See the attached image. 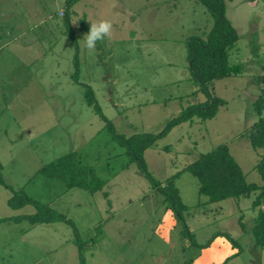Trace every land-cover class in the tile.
Returning a JSON list of instances; mask_svg holds the SVG:
<instances>
[{"label":"rangeland","instance_id":"1","mask_svg":"<svg viewBox=\"0 0 264 264\" xmlns=\"http://www.w3.org/2000/svg\"><path fill=\"white\" fill-rule=\"evenodd\" d=\"M223 1L237 33L227 59L240 63L242 71L211 80L210 91L224 100L211 118L181 121L142 151L154 179L177 172L173 185L187 206L181 215L190 243L157 185L85 103L83 84L91 87L115 132H158L181 108L205 98L190 75L185 44L191 34L204 37L211 25L204 5L199 0H75L66 8V27L64 0H0V173L10 187L71 221L83 243V264H264V249L255 248L257 258L248 228L259 207L251 206L258 190L207 201L184 168L198 152L225 143L245 180L262 183L253 166L264 145L252 148L245 131L257 118L252 101L264 86L259 63L264 62V0ZM79 18L88 26L109 20L112 33L89 49L83 38L88 30ZM251 31L259 62L250 61ZM69 150L104 181L101 190L66 187L39 171ZM11 193L0 184V264H79L72 226L62 220L13 221L8 217L35 207H9ZM259 202L264 204V194ZM170 216L174 225L168 230L163 223ZM230 250L237 256L228 258Z\"/></svg>","mask_w":264,"mask_h":264},{"label":"trees","instance_id":"2","mask_svg":"<svg viewBox=\"0 0 264 264\" xmlns=\"http://www.w3.org/2000/svg\"><path fill=\"white\" fill-rule=\"evenodd\" d=\"M206 10L212 16V22L204 37L197 34H191L186 37V59L190 75L193 81L198 85V89L205 95L204 100L186 105L173 117L169 118L158 132L139 131L129 135L117 133L114 131L111 122L102 114L100 107L95 99L93 91L88 84H83V98L86 104L92 106L93 110L104 121V126L110 131L114 138L121 146L124 147L126 154L135 160L141 172L152 182L153 186L162 194V202L169 207L172 215L183 226V233L189 239L190 243H194L191 239V233L187 229V225L183 220L181 211L187 209L179 198L178 190L173 185V177L177 172L166 177L162 181L152 177L146 169V164L142 156V151L149 146L156 138L164 135L172 126L181 121L191 120L196 117L199 120L211 118L218 105L224 100L214 95L210 91V83L212 79L221 78L229 75H236L242 71L240 63H229L228 52L237 39V33L229 20L224 15L223 0H199ZM75 0H64L63 2V24L66 27L69 24L66 14V8ZM81 26L89 29L90 26L83 20ZM98 45V42H97ZM248 48L250 53V61L259 62L257 56L258 45L256 43V34L254 31L248 33ZM73 71L71 78L77 80V59L74 54ZM260 67L264 69V62ZM260 76H262L260 74ZM263 77V76H262ZM259 78L255 79L258 82ZM264 105V86L260 87V92L254 97L252 106L257 114V118L249 125L245 131L246 138L252 148L264 145V116L261 115V109ZM254 169L259 174L262 183L256 184L245 180L238 163L228 151L225 143H217L204 152H198L196 156L184 165L197 179V191L206 196L207 201H217L227 197H238L246 195L250 191L258 190L254 198L251 200V206L256 207L260 204V197L264 194V154L259 155L254 163ZM1 169V164H0ZM49 177L59 178L64 181L66 187L79 186L89 191L101 190L104 181L99 178L94 169L86 164L80 163L77 153L69 150L45 165L39 168ZM0 184L10 188L12 193L6 199L9 207L16 208L25 203L33 204L35 210L28 214L14 215L8 217L13 221L26 219L29 223L50 222L62 220L72 226V241L77 246L80 257L79 264H83L82 249L83 243L78 240L77 231L71 221L59 212L53 211L45 204L38 203L31 199L21 189H13L4 182L0 173ZM105 194V192H103ZM4 218H0L2 220ZM251 247H264V211L258 208L252 219L250 226ZM182 233V234H183ZM183 234V235H184ZM204 244V243H203ZM223 264V263H221Z\"/></svg>","mask_w":264,"mask_h":264},{"label":"clouds","instance_id":"3","mask_svg":"<svg viewBox=\"0 0 264 264\" xmlns=\"http://www.w3.org/2000/svg\"><path fill=\"white\" fill-rule=\"evenodd\" d=\"M112 30V22L106 19H100L96 22L90 23V27L83 37L85 46L89 49H94L98 41L111 35Z\"/></svg>","mask_w":264,"mask_h":264},{"label":"crops","instance_id":"4","mask_svg":"<svg viewBox=\"0 0 264 264\" xmlns=\"http://www.w3.org/2000/svg\"><path fill=\"white\" fill-rule=\"evenodd\" d=\"M255 191V190H254ZM251 192V191H250ZM247 195V194H246ZM240 196H245V195H240ZM230 198V197H229ZM238 197H232V199H237ZM253 199V198H252ZM235 200H233V202L231 203L232 204V207H234V208H237L236 207V202H234ZM259 207L258 208H260L261 210H263L264 211V204L263 203H260L259 205H258ZM218 207H220V206H218ZM220 209H222V208H220ZM253 212V214H252V216H251V218H250V220H251V222H249L250 224H249V226H248V228H250V226H251V223H252V219H253V217H254V214H255V212H256V210H253L252 211ZM174 225V220H173V218L170 216L167 220H165L164 221V223H163V227H165V229H171L172 228V226ZM162 226V225H161ZM240 226H241V224H240ZM243 226H241V231H242V228ZM249 234H250V229H249ZM250 237H251V234H250ZM162 239V242L165 244L166 243V238H161ZM169 239H171V236H170V238ZM251 243H252V239H251ZM256 248V247H255ZM254 247H252V250H253V252L254 253H256L257 252V258H258V256L260 257V255H258V251L255 249ZM258 248H260V250L261 249H264V247L263 248H261V247H258ZM237 254H238V251H236V250H230L229 251V253H228V258H233L234 256H237Z\"/></svg>","mask_w":264,"mask_h":264}]
</instances>
